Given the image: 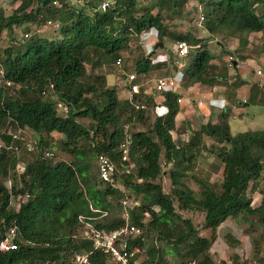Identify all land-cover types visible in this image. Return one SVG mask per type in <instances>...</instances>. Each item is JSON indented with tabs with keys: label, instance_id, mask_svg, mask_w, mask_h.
<instances>
[{
	"label": "trees",
	"instance_id": "trees-1",
	"mask_svg": "<svg viewBox=\"0 0 264 264\" xmlns=\"http://www.w3.org/2000/svg\"><path fill=\"white\" fill-rule=\"evenodd\" d=\"M52 1L20 0L9 15L0 12V33L11 32L14 27L27 29L24 25L35 18L66 8L65 0H55L59 7ZM145 1L110 0L102 8L101 0H82L72 7L70 16L59 23L60 37L47 40L29 35L18 48L8 46L2 51L0 141L10 147L0 148V240L9 227H14L16 247L0 252V264H71L76 253H89V264H109L105 254L93 250L91 242L80 237L82 224L78 216L98 230L109 231L122 226L123 220L114 204L123 191L99 182L94 176L92 161L103 154L120 168L123 124L143 121L144 110L135 111L126 98H117L115 88H102V75L95 79L99 87L94 82L84 86L80 78L85 75V62L95 56L96 65L105 62L113 65L114 60L126 52L131 40L137 44L139 34L153 27L157 42L163 44L168 36L191 46L184 58L186 64L180 86L200 83L236 88L245 83L238 75L228 83L224 68H219L218 75H214L216 67L210 64L212 56L201 38L169 30L161 11L179 12L189 0H155V13L139 6ZM31 4H36L35 8H29ZM190 4L192 2L187 5ZM203 11L202 23L207 33L233 38L237 34L262 32L263 41L256 54L264 55V0H208ZM245 39L239 40L238 48L247 46ZM165 66H172L169 72L172 73L175 58L169 56L167 62L150 63L149 58L142 55L135 60L133 69L139 76L150 71L155 76ZM5 80L17 86L13 94L7 93L9 86L5 85ZM136 81L142 80L137 78ZM161 98L167 112L155 116L150 130L132 132L129 127L128 132L127 126L128 158L133 166L128 173L117 177L138 199V204L129 211L130 223L144 228L150 239V242L137 240L139 248L145 249L146 258L136 264H154V260L156 264H167L162 258L164 253L170 254L175 264H214L209 249L223 220L228 217L247 220L251 216L264 225V187L258 191L262 194L258 206L253 207L246 195L249 182L252 181L250 189L256 188V181L264 173V129L232 134L228 114L221 109L214 123L207 122L189 131L186 141L176 143L172 132L179 129H174L173 122L177 96L166 92ZM142 101L147 107L153 105L151 96H144ZM245 102L264 105V85L249 83ZM57 104L65 106L66 112L57 113ZM124 107H128L129 114L122 119ZM79 118H89L94 126L85 127L78 122ZM9 127L28 128L36 134L37 156L23 158L20 150H30L23 141L5 133ZM97 134L101 139L95 141ZM55 135L58 138L54 139ZM204 137L218 143L213 152L222 165L221 181L219 190L215 191L208 181L193 177L199 186L195 196L183 178L195 154L203 149ZM52 139L59 151L71 156L69 160H54ZM40 149H47L51 155L42 157ZM20 161L24 164L22 170L17 167ZM168 165L171 167L165 172L163 169ZM163 175L169 179V192H163L158 181ZM7 179L10 189L4 185ZM15 196H25V199L12 208L15 204L10 206L9 198ZM174 201L178 209L203 213L202 229L209 231L208 237L200 236L191 220L176 212ZM102 211L106 215L100 216ZM145 216L147 219L143 222ZM222 238L228 246L239 244L230 233ZM153 241L163 245H154ZM259 264H264L263 258L259 259Z\"/></svg>",
	"mask_w": 264,
	"mask_h": 264
},
{
	"label": "rangeland",
	"instance_id": "rangeland-1",
	"mask_svg": "<svg viewBox=\"0 0 264 264\" xmlns=\"http://www.w3.org/2000/svg\"><path fill=\"white\" fill-rule=\"evenodd\" d=\"M103 4H106V1L110 0H101ZM208 0H189V2H192V4L187 5L188 3H185L180 8L179 12L176 10L172 13H169L167 10H162L161 13L166 19V23L169 26V30L176 32V33H190V35L197 38H201V41L205 44H207V40L213 39L211 44H216L217 41L221 44H239V40L242 42L245 38L247 44L245 51H242L241 54H238L236 52H233V56L237 57L239 56V61H242L244 57H257L258 55L256 52H259L258 48L259 45L263 41V33H254V34H237V37H226L224 34L219 33H207L203 23L198 25L196 23V19L198 14L196 4H199L202 7V14H203V7L204 3ZM218 1V0H214ZM20 3V0H0V12L7 16L9 15L14 8L18 6ZM66 8L59 11L58 13H54L52 15L42 17L39 16L35 18L34 21L29 22L27 25H24L27 27L28 32L24 35L22 34L21 27H14L11 32H6L3 30L0 33V57L2 56V51L7 48L8 46L12 48H18L21 46L22 41L25 38H28L29 35L31 36H37L41 38H46L47 40L55 39L60 37L59 29L49 27L45 24V20L50 18L51 20L57 21V23L64 22L71 14L72 7H76V1L72 0H65ZM36 4H31L29 8H35ZM140 7H146L150 9L153 13L157 11V8L155 6V0H147L145 2L139 3ZM204 31V32H201ZM165 41H167V44L171 45V43L174 41L173 39L169 38L168 36L164 38ZM25 41V40H24ZM23 41V42H24ZM234 42V43H233ZM126 52L121 55V63L118 66L111 65L110 63H100L95 64V56L92 57V61L85 62L84 69H85V75L80 78L81 83L86 86V84H90L92 82L95 83L96 76L102 75L103 76V84L102 88H115L116 91V97L120 100H124L126 97V88L124 87L123 82V75L128 74L130 72H133V65L137 58H141L142 53V47L137 46L133 40L129 42V45L127 46ZM239 52L238 50H235ZM171 59H174V57L171 56ZM172 66H165L162 69H159L155 76L165 75L169 73L172 68ZM247 73H249L250 69L246 68ZM183 71V69H182ZM237 71V70H236ZM135 73V72H134ZM264 73V68H263ZM136 74V73H135ZM152 75V74H151ZM154 76V77H155ZM137 78H140L136 74ZM142 78V77H141ZM142 80V79H140ZM260 80H264V74L263 76L259 77V80H256L255 82L259 85H264V81L261 82ZM95 85L99 87V84ZM9 88L7 89V93L13 94V91L16 89L17 86H13L11 83L8 85ZM231 88H228V90ZM231 92V90L229 91ZM87 95L89 93H85ZM231 94V93H230ZM55 98V97H54ZM236 104V101L234 102ZM208 105H211L209 102ZM57 113L62 114L64 113L62 111V105L57 104ZM251 106L247 107L244 106L242 103H238L235 105V107L232 109L231 114L228 117V124L230 125V131L234 134L239 131L243 130H250V129H260L264 128V114L255 113L253 110L249 109ZM260 109V108H258ZM245 114V112H248ZM253 111V112H252ZM129 114L128 107H124L121 111L120 118L124 119ZM143 121L137 122L135 124H123L128 126V132L129 127L130 131H136V130H150L153 124V121L155 119V114L153 112L152 105L144 109V114H142ZM243 116L247 117L244 118ZM255 121H258V123H254ZM78 122H80L82 125H84L87 128L93 127L94 123L91 122L89 118H79L77 119ZM240 125V126H239ZM258 125V126H257ZM243 126V127H242ZM175 132H172V138L176 143H181L182 141H185L187 138V132L184 130V127H180ZM127 132V133H128ZM183 132L182 135L180 133ZM34 138L36 137V134H34ZM58 138V135H55L53 137ZM54 139H52V156L54 160H69L71 158L70 155L61 152L58 150L57 145L54 144ZM101 137L99 134L95 136V141L100 140ZM29 140L32 142L34 139H30L27 135L25 136L24 143L29 142ZM202 148L197 152L194 156L193 162L189 164V169L186 173V176L183 178V182L186 186H188L192 191L194 192V195H198L199 186L194 181V178H197L198 180H206L208 183L212 185L213 190L218 191L219 185L221 181V171H222V165L221 162L215 157L213 150L215 147L218 146V143L214 142L209 137H204L202 139ZM87 143V142H86ZM89 143V142H88ZM32 144V143H31ZM227 146V145H226ZM37 147H35L32 144V151L25 152L24 150H20L21 155H23V158L31 159L32 157L37 156ZM25 160V159H24ZM162 155H160L159 161L162 164L163 163ZM93 167H94V176L96 177V159H93L92 161ZM162 166V165H161ZM164 167V166H163ZM161 167V168H163ZM170 165L166 166L163 170L167 172L170 169ZM164 172V175H165ZM160 176L158 178V181L161 184V188L163 192H169L170 183L169 179L166 176ZM6 181V180H5ZM4 181V184L6 182ZM17 181V180H16ZM120 185L121 182L118 181ZM252 184V181L249 182V185L246 190V195L250 197L251 199V205L253 207L258 206L261 202L262 194L259 193L260 188L264 187V173L260 176V178L256 181V188L250 189V186ZM18 185V182H17ZM123 187V186H121ZM17 196L11 198V204H15L11 206L12 208H16L17 202L21 201L22 198L17 200ZM24 199V197H23ZM122 199L125 200H135L138 202V199L134 198L133 194H131L125 187H123L122 197L119 199V201L114 204V208L116 209L118 214H121L122 208L120 201ZM13 202V203H12ZM174 207L177 213H179L182 217L188 218L191 220L193 226L198 230V234L200 236L208 237L209 231L206 229H202V217L203 213L197 210L193 209H187V210H181L177 208V203L174 201ZM144 219H147V216L144 217ZM142 235L143 240L145 242H150L149 236L146 237L145 229L142 228ZM226 233H230L234 238L239 240V244L236 246H228L224 240L223 235ZM154 245L162 246V242L153 241ZM209 252L211 254L212 260L214 261V264H259V259L263 258L264 261V225H260L256 222L255 217H248L247 220H240V219H233V218H226L223 220L216 230L215 238L211 244V247L209 249ZM167 264H175V259L170 255L164 253L162 255ZM143 258H146V252L145 249L141 250L138 253V260H141ZM154 264H156V261H153ZM190 264V263H189Z\"/></svg>",
	"mask_w": 264,
	"mask_h": 264
},
{
	"label": "built area",
	"instance_id": "built-area-1",
	"mask_svg": "<svg viewBox=\"0 0 264 264\" xmlns=\"http://www.w3.org/2000/svg\"><path fill=\"white\" fill-rule=\"evenodd\" d=\"M76 1V4L79 5L82 3V0H72ZM52 3L59 7V3L55 0ZM106 4H101V7L104 8ZM197 7L198 16L195 20L198 25L203 22V14L202 7L199 4L195 5ZM45 24L49 27L58 28L59 23L57 21L48 19L45 21ZM24 29H22V34L24 35ZM26 35V34H25ZM157 42V33L156 30L151 27L146 31H143L139 34L137 39V44L142 47V53L144 56H147L150 60V63L157 62H167L169 60V56H172L176 60V69L167 75L157 76L150 80L151 92L147 91L144 87L145 82H137L136 74L134 72H130L128 74L123 75V82L126 84V99L130 106L135 110H144L147 108L146 104L142 101L144 96H151L153 101V112L155 116H162L167 112V107L162 104L161 94L170 92L175 93L176 90L180 86V82L183 76V67H184V58L188 54L191 49L190 44H188L184 40H174L172 42V46L168 53L164 52L161 54L154 55V45ZM231 59V58H230ZM230 59L228 63L230 62ZM114 66H119L121 63V58L117 57L114 60ZM254 74L258 77L263 76V69L256 68L253 70ZM1 74V70H0ZM263 82L262 80H260ZM5 85L8 86L11 84V81L5 80ZM51 87V85H50ZM158 98V99H157ZM176 103L181 102V98H176ZM214 99L207 100L211 105L214 103ZM201 101L197 102V105H201ZM219 107L224 108V103L222 102ZM62 111L66 112V107L62 106ZM124 138L123 141L119 144L120 156H119V164L120 168L116 167V165L109 159L108 156L99 154L96 157V177L97 180L101 183L108 184L113 188H119L123 191L122 185L118 183L117 177L121 173H128L132 168V163L128 158V146L130 143V137L127 133V125L123 126ZM6 134L11 136L14 140H25V136H29L32 133L28 128H15L11 129L10 127L6 129ZM30 138V137H29ZM36 147V142L33 140L32 142H26L25 145L28 150L32 151V144ZM9 148L6 147L0 141V148ZM40 154L42 157H48L51 153L47 149H40ZM38 154V151H37ZM23 162L20 161L17 164L19 170L23 169ZM5 187L10 189V180L5 181ZM25 199V196H17V200L20 198ZM11 198H9V203H11ZM21 200V201H22ZM13 203V202H12ZM122 212L120 217L123 220L122 226L115 228L113 230L104 231L95 229L89 222L85 221L82 216H78V221L82 224L81 231L79 232L80 237H83L91 242V246L93 250H99L103 254H105L108 258L109 264H136L138 262V253L140 252V248L136 243L137 240H143L142 237V228L138 225L130 223L129 221V211L138 204L135 200H125L122 199L120 201ZM92 211H97L96 209H91ZM106 215V212H101L100 216ZM145 219H143L144 222ZM15 229L14 227H9L5 233L3 238L0 240V252H6L12 250L16 247V243L14 242ZM89 253H80L74 254L71 260V264H89L88 262Z\"/></svg>",
	"mask_w": 264,
	"mask_h": 264
},
{
	"label": "crops",
	"instance_id": "crops-1",
	"mask_svg": "<svg viewBox=\"0 0 264 264\" xmlns=\"http://www.w3.org/2000/svg\"><path fill=\"white\" fill-rule=\"evenodd\" d=\"M201 32H204V31H201ZM212 41L213 39L209 38L207 40V44H205V47L212 56V59L210 60V64L216 67V69L214 70V75H218L219 68L220 69L224 68L226 69L225 75L228 77V80H227L228 83H230L233 80L235 75H238V77L241 80H244L245 83L239 85L236 88L230 87L231 89L229 90L225 86H222L219 84L218 85L213 84L209 86V85H204L200 83H193L192 85L179 86L175 94L177 98H181V102L176 103L177 112L173 118L174 129L176 128L180 129V127L182 128L184 127V130L187 132V137H188L189 131L197 130L199 129L201 125L207 122L214 123L216 121L218 113L221 110L219 105L222 102L225 104L224 111L226 109L228 110L227 112L225 111L228 114V117L231 114V111L235 107L237 102L242 103L244 106H247V107L251 106V108L249 109L251 110L255 109L253 111L255 113H258L257 115L264 114V105H252V104H248L247 102H245V100L248 97L249 83L259 80V77L254 74L253 70L256 68L264 67V55H258L257 57L256 56L255 57L246 56L243 58L242 61H239V56L238 58L234 57L233 52L240 54L242 53V51L240 50L245 51L246 47L238 48V44H221L218 41L216 44H211ZM161 46L163 47L162 49L158 48L154 50V55L161 54L164 52L168 53V51L170 50L172 46V43L171 45H169V43L167 44V41L163 40V44ZM235 50H238L239 52ZM229 59H230V62L228 63ZM185 64H186V61H184V66ZM247 67L250 69L249 73H247V70H246ZM150 72H148L147 74L141 75L140 77L142 78H139V79H142V82H145L144 87L147 89V91L151 92L150 80L154 78V74L153 72L152 73ZM124 86H125V83H124ZM230 90L231 92H229ZM209 99L215 100L213 105L207 104V100ZM198 101H201L202 103L199 106L197 105ZM235 101H236V104L234 103ZM247 113H249V111L245 112V114ZM243 117L247 118L245 116ZM248 121H251V120L248 119ZM227 122H228V119H227ZM255 122L258 123V121H255L254 119V123ZM228 126L230 125L228 124ZM250 130H259V129H250ZM182 134L183 132L180 133V135ZM28 137H30L31 140L34 139L35 141L33 132L29 134Z\"/></svg>",
	"mask_w": 264,
	"mask_h": 264
},
{
	"label": "water",
	"instance_id": "water-1",
	"mask_svg": "<svg viewBox=\"0 0 264 264\" xmlns=\"http://www.w3.org/2000/svg\"><path fill=\"white\" fill-rule=\"evenodd\" d=\"M161 43L160 42H157L155 45H154V48H156V47H161ZM126 85V84H125ZM226 112L228 111L227 109L225 110Z\"/></svg>",
	"mask_w": 264,
	"mask_h": 264
},
{
	"label": "clouds",
	"instance_id": "clouds-1",
	"mask_svg": "<svg viewBox=\"0 0 264 264\" xmlns=\"http://www.w3.org/2000/svg\"><path fill=\"white\" fill-rule=\"evenodd\" d=\"M157 43V42H156ZM162 47V46H161ZM158 48H160V47H158ZM155 49V48H154ZM232 62H233V60H232ZM262 69H263V67H261ZM224 107H225V104H224ZM224 109V108H223Z\"/></svg>",
	"mask_w": 264,
	"mask_h": 264
}]
</instances>
